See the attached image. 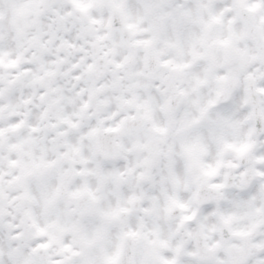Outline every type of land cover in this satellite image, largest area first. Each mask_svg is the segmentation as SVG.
Masks as SVG:
<instances>
[{
  "label": "clouds",
  "instance_id": "1",
  "mask_svg": "<svg viewBox=\"0 0 264 264\" xmlns=\"http://www.w3.org/2000/svg\"><path fill=\"white\" fill-rule=\"evenodd\" d=\"M0 264H264V0H0Z\"/></svg>",
  "mask_w": 264,
  "mask_h": 264
}]
</instances>
